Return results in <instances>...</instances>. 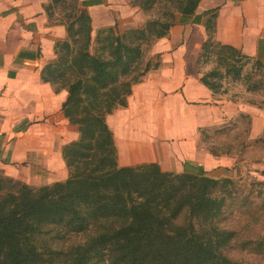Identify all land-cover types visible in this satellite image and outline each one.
Segmentation results:
<instances>
[{
    "label": "trees",
    "instance_id": "obj_1",
    "mask_svg": "<svg viewBox=\"0 0 264 264\" xmlns=\"http://www.w3.org/2000/svg\"><path fill=\"white\" fill-rule=\"evenodd\" d=\"M98 2L47 5L70 10L62 16L66 36L55 42V58L41 77L55 92L66 91L62 112L77 126L78 137L62 146L68 171L62 181L34 187L0 171V264H243L231 255L235 244L264 256V235L239 242L242 229L228 220L237 204L232 178H214L202 168L163 171L155 162L119 165L107 122V115L127 106L133 85L160 66L159 55L154 63L145 57L168 34L177 12L204 26L197 63L201 67L209 53L216 54L218 67L200 77L213 92L220 91L234 64L248 57L215 39L216 9L196 14L199 0H170L169 7L157 9L163 10L160 17L143 26L123 32L103 27L93 40L84 6ZM154 5L143 0L139 8ZM214 143L207 148L211 154L232 152L225 140ZM242 198L241 205L252 206L247 223H257L261 209Z\"/></svg>",
    "mask_w": 264,
    "mask_h": 264
},
{
    "label": "crops",
    "instance_id": "obj_2",
    "mask_svg": "<svg viewBox=\"0 0 264 264\" xmlns=\"http://www.w3.org/2000/svg\"><path fill=\"white\" fill-rule=\"evenodd\" d=\"M51 1L0 0V171L34 187L67 177L62 146L78 137L77 126L62 112L66 91L55 92L41 77L55 58V42L66 36L62 23L50 21ZM79 1H99L84 6L92 36L103 27L123 32L145 23L134 24L138 7L129 0ZM210 9H216L215 39L264 69V0H199L195 13ZM192 21L176 13L168 34L151 47L160 66L133 85L126 107L107 115L119 165L155 162L163 171L202 168L208 176L229 177L235 154L202 148L201 128L245 115L248 140L264 134V104L249 97L255 92L237 90L229 79L213 92L200 81L204 72L197 59L206 31Z\"/></svg>",
    "mask_w": 264,
    "mask_h": 264
},
{
    "label": "rangeland",
    "instance_id": "obj_3",
    "mask_svg": "<svg viewBox=\"0 0 264 264\" xmlns=\"http://www.w3.org/2000/svg\"><path fill=\"white\" fill-rule=\"evenodd\" d=\"M142 1H128L131 6L138 7V10L133 13V16H135L133 22L136 25L143 24L144 20L146 21L150 17H160L163 10L157 11V9L162 8V6H170V0H154L156 1V6L154 5L150 10H143L139 8ZM69 10L70 8L61 9L56 6L52 12L54 15L51 16V23H62V16L65 19V15ZM116 30L118 31V28ZM96 32L97 30L94 32L92 39L95 38ZM96 47L93 41L91 48L94 50ZM156 55L158 56L157 53L152 52V49H150L146 54L145 60L150 59L151 63H154L156 61ZM216 67H218L216 54L209 53L207 58H204V61L201 63V71L205 73ZM219 68L223 71L222 67ZM227 77L229 80L230 77L233 78L231 80L233 82V88L235 87L237 90L250 89L252 92H255V94L249 96L251 100L264 104V70L256 68L254 60L242 58L241 62L235 63L230 69V75ZM228 78H222L221 80L228 82ZM248 130L249 125L247 124V120L242 116L217 126L203 127L200 130V144L203 147L200 146L202 148L205 147L207 149L210 145L216 146L214 140H225L226 145L231 147V154H235L236 161L230 168L229 177L232 178L234 183L232 186V194L233 197H236L237 204L231 207L233 214L228 220L236 228L242 229L239 231V242L242 241V238L246 237L258 240L264 235V174L262 173L264 170V134L260 138L248 140ZM203 138L205 141H203ZM220 146L218 150H220ZM213 169L210 172H213ZM242 197H248L251 204L261 209L258 212L257 223H247L252 206L248 208L246 205H241L240 203L246 200V198ZM235 246V249L231 251V255L235 258L242 259L243 264H264V256L248 251H240L238 245L235 244Z\"/></svg>",
    "mask_w": 264,
    "mask_h": 264
}]
</instances>
